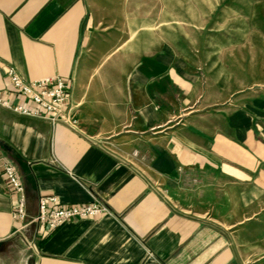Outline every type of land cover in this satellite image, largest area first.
<instances>
[{
    "label": "crops",
    "instance_id": "0c3cea01",
    "mask_svg": "<svg viewBox=\"0 0 264 264\" xmlns=\"http://www.w3.org/2000/svg\"><path fill=\"white\" fill-rule=\"evenodd\" d=\"M95 29L89 0H0V98L20 100L9 67L58 76L80 121L0 105V264H264V83L213 96L168 50L96 75L80 66ZM7 160L24 180L23 222ZM41 195L109 212L49 230L33 222Z\"/></svg>",
    "mask_w": 264,
    "mask_h": 264
},
{
    "label": "rangeland",
    "instance_id": "374dc122",
    "mask_svg": "<svg viewBox=\"0 0 264 264\" xmlns=\"http://www.w3.org/2000/svg\"><path fill=\"white\" fill-rule=\"evenodd\" d=\"M95 33L80 63L115 80L143 54L188 61L205 90L228 97L264 83V0H89ZM95 78V77H94ZM93 134L102 125L84 123ZM166 196H169L166 192Z\"/></svg>",
    "mask_w": 264,
    "mask_h": 264
},
{
    "label": "built area",
    "instance_id": "2783aa9c",
    "mask_svg": "<svg viewBox=\"0 0 264 264\" xmlns=\"http://www.w3.org/2000/svg\"><path fill=\"white\" fill-rule=\"evenodd\" d=\"M6 74L20 100L12 104L9 99L0 98V105L21 115L43 118L52 124L60 122L80 130L79 119L70 111L73 102L65 79L53 76L26 81L14 67H9ZM3 171L16 196L12 216L14 220L23 222L28 214L22 174L12 160L4 162ZM57 202L53 195H41L33 222L53 230L74 219L93 218L109 212L107 205L96 197L91 202L64 207H55Z\"/></svg>",
    "mask_w": 264,
    "mask_h": 264
},
{
    "label": "trees",
    "instance_id": "16d2710c",
    "mask_svg": "<svg viewBox=\"0 0 264 264\" xmlns=\"http://www.w3.org/2000/svg\"><path fill=\"white\" fill-rule=\"evenodd\" d=\"M13 159H14L17 163H19V158H18L17 156L13 155Z\"/></svg>",
    "mask_w": 264,
    "mask_h": 264
},
{
    "label": "water",
    "instance_id": "95a60500",
    "mask_svg": "<svg viewBox=\"0 0 264 264\" xmlns=\"http://www.w3.org/2000/svg\"><path fill=\"white\" fill-rule=\"evenodd\" d=\"M4 147L9 150V147L7 145H5Z\"/></svg>",
    "mask_w": 264,
    "mask_h": 264
}]
</instances>
